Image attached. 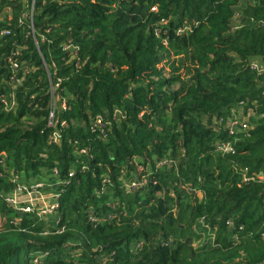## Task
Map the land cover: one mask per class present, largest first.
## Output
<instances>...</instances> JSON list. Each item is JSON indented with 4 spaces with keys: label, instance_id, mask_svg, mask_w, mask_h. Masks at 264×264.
<instances>
[{
    "label": "trees",
    "instance_id": "trees-1",
    "mask_svg": "<svg viewBox=\"0 0 264 264\" xmlns=\"http://www.w3.org/2000/svg\"><path fill=\"white\" fill-rule=\"evenodd\" d=\"M35 4L44 41L28 35L24 0H0V264H264V73L251 69L264 66V0ZM17 48L28 73L13 87ZM51 90L67 106L54 129ZM241 103L249 131L215 132ZM230 140L222 157L213 145ZM50 175L58 217L4 201Z\"/></svg>",
    "mask_w": 264,
    "mask_h": 264
},
{
    "label": "built area",
    "instance_id": "built-area-1",
    "mask_svg": "<svg viewBox=\"0 0 264 264\" xmlns=\"http://www.w3.org/2000/svg\"><path fill=\"white\" fill-rule=\"evenodd\" d=\"M35 1V0H34ZM25 4L28 2V0H24ZM7 11L9 12L10 9L7 8ZM151 12H156V8L153 7L150 10ZM238 18V15L235 14V19ZM22 20L26 21V19L23 17L22 15ZM22 20L19 21V23H22ZM161 25H164L163 22L161 23ZM192 30L191 27L188 26H184L181 27L179 29L176 30V35H183L185 33H190ZM10 33L6 30L1 31L0 32V40L3 39L4 37L8 36ZM155 34L158 35L159 34V30L155 31ZM74 52V51H73ZM21 56V49H16L15 51L13 50V52L11 53L9 59H8V64H9V68L10 66L13 67V69L10 68L11 72L14 74L15 71L14 69L18 68V72L15 74V79L12 80V86L16 87L20 80L23 79V76L26 75L28 73V70L26 67H22L21 63H19L18 59ZM22 67V68H21ZM251 69L254 70L255 72L262 74L264 73V66L262 64H257V63H252L251 64ZM23 71V72H22ZM22 72V77L18 78L19 73ZM60 85V81L58 80L57 85L55 86V89L57 90L58 86ZM54 93L52 92V106H51V111L49 113L48 116V122H47V128L48 129H54L57 121H56V117H55V106L56 104L59 105L60 109L63 111L67 110V106L65 102H61L60 103V99L59 98H54ZM3 104L5 105V107L7 108H12L13 107V98H11V103L7 104L5 101H3ZM243 108V104H238L237 107H235L233 110H231L230 112V117L225 119L222 117H218L215 118L213 120L212 123V128L215 132H221L222 130L226 131L227 134L231 137L233 136H238L239 134H246L249 131V126H248V117L253 115L251 110H248L247 113H244V111H242ZM55 110V111H54ZM232 111H234V113H236L237 115H240L241 117L238 120H231L232 116L231 113ZM118 115V114H117ZM233 121V122H231ZM61 127L65 126L64 122L60 123ZM104 125H103V120L100 117H97L91 127L90 130L92 133H95L98 130H103ZM60 138L59 134L57 132H54L51 135V141L53 143H57L58 139ZM233 141H217L214 143L213 147L215 148V150L223 157L225 155H229V154H234V148H233ZM80 154H85V150H81ZM169 163L167 162H163L161 163L159 166L162 165H168ZM137 169H139V172H142V167L140 166H136ZM52 176L53 177H57V171L56 169H54L52 171ZM72 174H69V177H71ZM142 176V175H141ZM140 176V178H141ZM139 178V179H140ZM139 179L137 180L136 178H130L128 180L127 183V189H129L130 191H134L140 187H142L143 185V181H139ZM143 179V178H142ZM17 177L14 176L11 178L12 182H16ZM242 182H248V179L243 176L242 178ZM262 180V179H261ZM104 184H107L108 181L104 180L103 181ZM61 185V184H59ZM104 187V186H103ZM52 192L50 193H46V190H51ZM58 187L52 186V187H45L43 183L41 182H33V185L26 187L25 184H17L16 187L9 192L5 197H4V201L7 203V205L13 207V209L21 214H36V216L38 218H40L41 220L43 218H46L48 215H53L57 212L58 209V202L57 200H59L58 198L60 197L58 191H57ZM55 192V193H54ZM46 194H50V205L49 206H45V199L47 198ZM89 221L91 222V224H93L95 226L96 223V219L93 217H89ZM226 226L228 228H231V224L227 223ZM63 232V228L59 229L57 231V233H62ZM34 264H39L38 260H34Z\"/></svg>",
    "mask_w": 264,
    "mask_h": 264
},
{
    "label": "rangeland",
    "instance_id": "rangeland-1",
    "mask_svg": "<svg viewBox=\"0 0 264 264\" xmlns=\"http://www.w3.org/2000/svg\"><path fill=\"white\" fill-rule=\"evenodd\" d=\"M35 7H36L35 1H34V0H28V2L24 5L25 13L23 14V17H24V18L27 20V22H28V27H29V33H28V35H30L34 40H37V38H39L40 41H44V38L41 37V36H39V35H37V34H35V31H34V29H33V14H34ZM5 11H6L7 14L9 13V12L7 11V9H6ZM4 30H6V31L9 32V30H7V29H5V28H4V29H0V32H1V31H4ZM48 31H49V29L46 30V32H48ZM9 33H10V32H9ZM9 35H10V34H9ZM9 35H8V36H9ZM42 36H43V35H42ZM6 37H7V36H6ZM6 37H4L3 39H5ZM3 39H1L0 42H2ZM12 52H13V51H11V53H12ZM11 53H10V54L7 56V58L5 59L6 62H7V67H8V68H9L8 59H9ZM43 63H44V67L47 69V66H46L45 62H43ZM22 67H24V64L22 65ZM22 67H21V68H22ZM10 68L13 69L12 66H10ZM10 68H9V70H10ZM14 71H15V73L13 74V73L11 72V70H10V72H11L10 82H11V83H12V80L15 79V74L18 72V68H17V69H14ZM48 78H49V77H48ZM22 80H23V79L20 80L19 84H18L16 87H19V86L22 84ZM49 80H50V78H49ZM49 86H50L49 88L52 87L51 81H50V85H49ZM49 93H50V92H49ZM51 95H52V90H51ZM54 98L56 99L55 96H54ZM52 103H53V101H52V98H51V100H50V108H51V106H52ZM56 106H58V105L56 104ZM252 114H253V112H252ZM231 116H232V119H231V120H233V119L238 120V119L241 117L240 115H237L236 113H234V111H232ZM231 122H233V121H231ZM255 177H256V179H262V175H261V174H258V175L255 176ZM242 181H243V180H242ZM45 192H46V193H50V192H52V189H51V190H46ZM54 193H55V192H54ZM46 196H47V198L45 199L44 203H45V206H49V205L51 204V203H50V201H51L50 194H46ZM58 199H60V197H59ZM57 202H58V200H57ZM56 213H57V212H56ZM56 213L53 214V215H48V216H56V217H58V216L56 215ZM58 220H59V219H58ZM58 220L55 221V224H58Z\"/></svg>",
    "mask_w": 264,
    "mask_h": 264
},
{
    "label": "crops",
    "instance_id": "crops-1",
    "mask_svg": "<svg viewBox=\"0 0 264 264\" xmlns=\"http://www.w3.org/2000/svg\"><path fill=\"white\" fill-rule=\"evenodd\" d=\"M51 178H53V177L50 175V176L44 177L43 180H38V182L43 183L45 187H48V186L52 187V186H54L55 179L53 178L54 179L53 180ZM20 184H25V183H20Z\"/></svg>",
    "mask_w": 264,
    "mask_h": 264
}]
</instances>
